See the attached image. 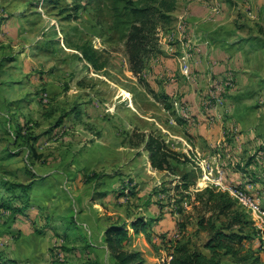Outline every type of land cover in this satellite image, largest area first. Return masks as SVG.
Listing matches in <instances>:
<instances>
[{
	"label": "rangeland",
	"instance_id": "1",
	"mask_svg": "<svg viewBox=\"0 0 264 264\" xmlns=\"http://www.w3.org/2000/svg\"><path fill=\"white\" fill-rule=\"evenodd\" d=\"M109 26L104 0H0V201L23 207L30 200L28 218L43 264H116L112 254L100 261L81 233L103 234L107 244V230L125 225L124 250L140 252L145 264L170 260L179 241L206 253L193 198L177 187L188 166L158 172L139 145L140 133H154L177 152L188 148L170 137L182 132L170 122L179 120L174 103L148 82L158 56L135 76L124 42ZM84 44L97 51L104 70L96 72L82 58ZM184 153L197 170L192 193L204 190L200 163L211 164L214 177L219 168L197 152L199 161ZM5 182L32 185L28 199L17 198ZM140 217L152 223L144 236L130 227ZM166 220L176 221L175 230L159 235ZM254 236L246 244L264 264V231L254 227ZM11 263L0 251V264Z\"/></svg>",
	"mask_w": 264,
	"mask_h": 264
},
{
	"label": "crops",
	"instance_id": "2",
	"mask_svg": "<svg viewBox=\"0 0 264 264\" xmlns=\"http://www.w3.org/2000/svg\"><path fill=\"white\" fill-rule=\"evenodd\" d=\"M261 7L264 8V0H179L173 13L174 23L160 34L163 54L148 72V82L158 83V90L174 103L172 110L177 115L173 116L179 120L174 117L170 122L182 132L170 133V137L185 141L188 148L182 151L193 156L197 152L200 158L215 163L227 186L243 188L259 198L264 208ZM10 30H6L7 34ZM32 208L19 215L5 207L0 209V251L11 264L44 263L38 258V254L44 253L41 248L38 250L34 227L28 218ZM172 223L166 220L155 229L156 233L169 231L171 235L176 221ZM46 232L51 233L47 229ZM91 235L81 233V239L101 257L100 261L113 259L103 234L99 238ZM245 246L256 250L250 243ZM102 248L105 258L99 254Z\"/></svg>",
	"mask_w": 264,
	"mask_h": 264
},
{
	"label": "trees",
	"instance_id": "3",
	"mask_svg": "<svg viewBox=\"0 0 264 264\" xmlns=\"http://www.w3.org/2000/svg\"><path fill=\"white\" fill-rule=\"evenodd\" d=\"M179 0H104L110 18L109 30L124 42L128 54L130 71L140 76L148 71L150 60L162 55L158 34L174 23L173 13ZM82 58L96 72L104 70L105 62L90 45L79 48ZM164 99L166 95L161 96ZM169 99V98H168ZM139 145H144L149 153L151 167L158 172L175 174L176 166H188L189 170L180 176V193L188 199L196 212V229L205 234L207 241L203 252L192 246L189 241L177 242L170 260L163 264H263L260 254L248 249L245 244L254 236V227L249 214L232 197L214 187L192 193L196 185L197 170L185 153L171 149L164 138L154 133H140ZM200 183V182H199ZM7 190L19 193L17 198L26 197L32 185L5 182ZM201 186V184H200ZM12 200L0 201L12 214H22L31 205L30 200L23 207L11 205ZM183 214V211L180 212ZM190 218V216H189ZM191 219V218H190ZM152 221V220H151ZM188 222V221H187ZM152 223L140 217L130 224L135 234L147 233ZM105 239L114 254L116 264H145L140 252H126L123 242L128 238L125 226H112L107 230Z\"/></svg>",
	"mask_w": 264,
	"mask_h": 264
},
{
	"label": "built area",
	"instance_id": "4",
	"mask_svg": "<svg viewBox=\"0 0 264 264\" xmlns=\"http://www.w3.org/2000/svg\"><path fill=\"white\" fill-rule=\"evenodd\" d=\"M187 69V68H186ZM194 158L199 161L198 156ZM202 170V180L205 183V188L215 187L218 190L228 193L237 204L245 210L253 223V226L258 231H264V208L261 205L260 199L252 196L246 190L238 186H227L223 182V177L221 171H217L219 175L214 177L215 169L211 164L201 165Z\"/></svg>",
	"mask_w": 264,
	"mask_h": 264
},
{
	"label": "bare ground",
	"instance_id": "5",
	"mask_svg": "<svg viewBox=\"0 0 264 264\" xmlns=\"http://www.w3.org/2000/svg\"><path fill=\"white\" fill-rule=\"evenodd\" d=\"M126 95L128 96L129 94H128V93H126Z\"/></svg>",
	"mask_w": 264,
	"mask_h": 264
}]
</instances>
